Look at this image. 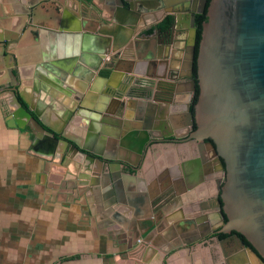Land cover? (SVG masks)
<instances>
[{
	"label": "crops",
	"instance_id": "1",
	"mask_svg": "<svg viewBox=\"0 0 264 264\" xmlns=\"http://www.w3.org/2000/svg\"><path fill=\"white\" fill-rule=\"evenodd\" d=\"M163 1L179 7L182 0L160 4ZM146 3L150 7L157 2ZM109 7L108 0H0V264H222L216 256L228 250L226 241L207 237L183 244L210 233L204 229L216 219H183L177 204L159 216L163 219H155L158 225L149 233L139 227L154 214V193L169 186L176 189L181 182L184 148L179 143L153 144L134 177L121 174L123 201L118 210L124 219H111L107 225L108 219L97 213L98 200L103 201L108 188L103 174L105 182L99 181L90 194L76 192L72 187L77 177L90 175L74 170L84 159L74 152L64 156L65 145L53 152L48 145H38L30 121L18 118L17 125L11 119L8 82L23 94L19 99L25 106L24 100L30 103L34 117L92 146L104 160L139 158L133 145L144 136L140 100L119 111V102L107 92L122 89L131 76L161 79L167 73L162 59L181 68L185 38L163 46L144 41L136 28L157 22L161 9H142L137 26L121 27ZM108 32L131 44L126 57L114 58L116 68L109 76L93 71L90 64ZM115 51L112 44L105 59ZM152 51L163 58H151ZM163 106L180 135L183 104ZM140 234L146 240L128 255V241ZM176 241L183 247L169 254Z\"/></svg>",
	"mask_w": 264,
	"mask_h": 264
},
{
	"label": "water",
	"instance_id": "2",
	"mask_svg": "<svg viewBox=\"0 0 264 264\" xmlns=\"http://www.w3.org/2000/svg\"><path fill=\"white\" fill-rule=\"evenodd\" d=\"M78 1L84 3L89 0ZM156 2V5L152 3L149 7L146 1L142 0H108L112 17L121 27L135 24L141 8L157 9L161 4L160 0ZM194 3L196 0H182L177 9L165 7L158 18L170 16V28H181L180 23L186 24L182 66L185 76L190 79L192 91L195 90L192 75L196 67L199 86L198 98L194 105L197 128L191 135L201 140L202 144L211 139L213 142L209 145L214 147L216 159L221 161L222 158L225 162L227 179L222 188V198L228 219L223 230L240 233L249 242L250 246H245L236 234L233 235L241 250L251 259L250 264H264V0H209L208 5L207 0H199V9L195 8ZM205 9L207 19L202 23L196 47L197 29L194 14L202 13ZM143 38L144 41H155L154 37ZM135 43L138 45L140 42ZM112 44L117 46V51L109 57L114 59L128 55L126 49H129L131 44H126V38L117 41L115 32H108L101 40V51L92 56L93 62L90 64L93 71L103 70L109 74L115 68L114 64L100 67ZM137 55L141 56L139 51ZM151 56L163 58L161 54L156 56L153 53ZM161 64L163 69L168 68L165 59L161 60ZM6 87L12 98L14 111L11 119L15 124H19L18 118L30 121L38 145H48L51 152L58 148L59 144L65 145L64 156L74 152L73 154L78 153L84 159L82 163H76L74 170L90 175L77 177L79 181L72 188L87 196L99 181L105 179L111 199L108 200L106 194L103 201L102 198L98 200L97 213L103 219H108L107 225H110L111 219L119 222L124 219L118 210L121 203V183L118 178L121 174L134 177L141 161L104 160L92 146L81 144L78 139L48 125L38 114L37 118L34 117L30 112V103L24 100L25 106L19 99L24 96L19 93L14 83L8 82ZM186 114L191 124L193 115L188 105ZM144 136L145 142L141 141L139 148L144 147V143L149 140L147 130L144 131ZM171 136L175 139L176 135L165 134L163 139L173 141ZM163 191L154 193L153 198H157V202L163 196ZM158 208L157 204L156 209ZM157 225L155 219L139 222V227L145 228L143 233H149ZM140 236L128 241V255L134 254L137 246L146 240ZM200 239L201 237L192 242L189 239L183 240V244L190 246ZM183 244L176 241L168 253L182 248ZM242 261L247 264L246 259Z\"/></svg>",
	"mask_w": 264,
	"mask_h": 264
},
{
	"label": "flooded vegetation",
	"instance_id": "3",
	"mask_svg": "<svg viewBox=\"0 0 264 264\" xmlns=\"http://www.w3.org/2000/svg\"><path fill=\"white\" fill-rule=\"evenodd\" d=\"M194 4L196 9L200 8L199 0H196V3ZM168 5L169 3L165 4L163 2V4L159 5L157 8L161 10H163L165 7L167 9L178 8L173 6L169 7ZM203 13L206 15V9L202 13L196 12L194 14L196 26V16ZM166 17H164L163 19H158L157 22L146 27L145 29L143 28L138 30L139 33L137 36L140 38L154 37L155 42L161 43L160 45L162 46L174 42V45H176L177 41H181L185 38L186 24L185 22L180 23L181 28H178L177 26H173L170 28V24L172 22L171 20L166 27L161 28L159 25ZM186 19L188 20V17H186ZM135 25L137 26V22L135 23ZM149 29H151V31L147 32ZM181 36L183 37V39H180ZM140 40L141 39H138L137 42H139ZM118 41L121 40L119 39ZM139 44L140 43H138V46ZM101 49L102 47L95 53L94 56H96L98 52L101 51ZM150 53V57H152L151 55L153 53L156 54L155 51H152ZM139 54H141L140 51ZM105 57H103V61L101 62V68L113 65L114 59L112 57H107L105 59ZM173 59L174 58H172V60ZM167 66L168 68L165 69L167 73L163 74L161 76V79H145L141 77L131 76L124 81L125 86L122 89L107 92V94H110L111 97H114L115 100L119 102V111L123 110L126 106L129 107L137 103L136 99L140 100V106H137V110H140L138 118L141 119L140 123H142L143 130H147L149 132V140L147 143H144V147L142 146L140 148V142H145V140H143L145 136H143L142 139L138 140L137 142L134 141L135 145H133V153L137 156V158L139 157L138 159H143L146 155L147 150L153 144L179 143L184 148L183 159L180 162L181 182L176 187V189L173 186L167 187V190H164L162 192L163 196L161 197V199H159L160 201L158 200L159 202H157V198L156 200L154 199L156 207L158 203L159 208L156 209L155 207L156 210H154L153 216L149 217L148 219H163L159 216H162L165 213L171 211L172 208H174V206L177 204L181 205L182 209H179V213L183 217V219H198L204 220L205 222H207L208 219H216L213 224L210 223L207 227H205L204 230L210 229L211 232L202 237L199 242L206 240L207 237L212 238L213 241H226V243L228 244V250H224L223 257L220 255V253H218L216 256L218 259H220L222 264H243L242 259H244V261L246 259V263L250 264L251 259L249 258L248 254L244 253V250H241L237 241L233 238V235L236 234L238 238L243 241L245 246H250V244H246V239L244 238V236L235 231L225 232L223 230L224 224L228 219V216L224 210V201L222 198V188L227 179L225 162L222 158L221 161H218L216 159L213 152L214 147L212 148L209 145V143L213 142L211 139L205 140V142H203L202 144L201 140H199L198 138H194L191 135V133L194 132V130L197 128L194 114V105L199 94L196 67H194L192 75V79L195 80V90L192 91L191 84L189 83L190 79L185 76L183 66H181V68H175L172 66V62L170 65H168V61ZM111 72H109V74L107 75L106 71H99V73H103L107 76H109ZM196 86L198 87L197 93ZM179 98L180 100L177 101V99ZM181 98L185 101L183 102ZM179 102L180 104H183L184 107V111L180 120V123L182 124V129L180 128V135H178V133L176 132L177 129H175L173 126V124H175L176 122H174L171 115H169V117L167 118L163 113V110L165 109L163 106L164 104H171L174 106ZM186 105H188L193 115L191 124H189L187 119ZM142 107H145V113L141 112ZM163 121H165V123H163ZM122 125L123 127L127 126V122L124 121ZM170 133L176 135L175 139H172V136L170 137V139H172L173 141H167L166 139H163L165 134ZM160 135L161 137L159 138L158 136ZM153 149L155 148H151V151ZM138 159L136 160V162L141 161V159ZM108 193L109 189L107 188L105 189L103 197L107 194L106 197L108 200H110L111 196ZM121 200L123 201V196H121Z\"/></svg>",
	"mask_w": 264,
	"mask_h": 264
},
{
	"label": "trees",
	"instance_id": "4",
	"mask_svg": "<svg viewBox=\"0 0 264 264\" xmlns=\"http://www.w3.org/2000/svg\"><path fill=\"white\" fill-rule=\"evenodd\" d=\"M208 1L209 0H207V5H208ZM207 19V17H206V15L203 13V14H199V15H197L196 16V22H197V26H196V29H197V36H196V47H197V45H198V43H199V39H200V33H201V24H202V22L203 21H205ZM171 21V17H166L163 21H162V23H160V27L161 28H164V27H166L168 24H169V22ZM151 31V29H149L147 32H150ZM196 50H197V48H196ZM198 92V87L196 86V93ZM245 240V239H244ZM245 242H246V244H249L246 240H245Z\"/></svg>",
	"mask_w": 264,
	"mask_h": 264
}]
</instances>
